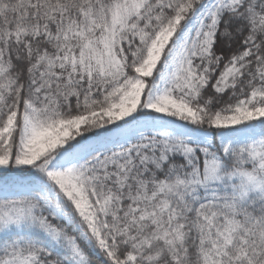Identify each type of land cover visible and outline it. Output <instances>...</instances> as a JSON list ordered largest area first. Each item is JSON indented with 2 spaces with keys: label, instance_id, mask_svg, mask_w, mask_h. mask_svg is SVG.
I'll return each mask as SVG.
<instances>
[{
  "label": "snow or ice",
  "instance_id": "1",
  "mask_svg": "<svg viewBox=\"0 0 264 264\" xmlns=\"http://www.w3.org/2000/svg\"><path fill=\"white\" fill-rule=\"evenodd\" d=\"M0 264H264V0H0Z\"/></svg>",
  "mask_w": 264,
  "mask_h": 264
}]
</instances>
